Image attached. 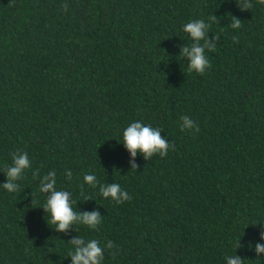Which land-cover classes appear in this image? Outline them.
Returning a JSON list of instances; mask_svg holds the SVG:
<instances>
[{
  "label": "trees",
  "instance_id": "trees-1",
  "mask_svg": "<svg viewBox=\"0 0 264 264\" xmlns=\"http://www.w3.org/2000/svg\"><path fill=\"white\" fill-rule=\"evenodd\" d=\"M251 2L0 0V184L11 153L31 160L16 192L0 186V264H71L77 236L100 242L102 264H227L235 254L264 264L254 250L264 243V5ZM213 14L211 67L190 72L183 26ZM184 115L199 132L181 131ZM134 121L175 150L138 153L131 169L122 132ZM37 170L56 172L76 211L99 210L98 228L57 232ZM85 174L132 199L103 198Z\"/></svg>",
  "mask_w": 264,
  "mask_h": 264
},
{
  "label": "clouds",
  "instance_id": "clouds-1",
  "mask_svg": "<svg viewBox=\"0 0 264 264\" xmlns=\"http://www.w3.org/2000/svg\"><path fill=\"white\" fill-rule=\"evenodd\" d=\"M237 6L241 11H248L253 7L251 0H236ZM257 3L264 5V0H257ZM67 11V5H63ZM208 23L203 19L192 20L183 26V31L189 34L193 41L190 46H181L180 56L188 61V70L198 74H204L205 70L211 67L210 61L205 55V50L214 52L216 50V41L220 39L218 35L214 36V41L209 38V29L213 23H220L216 15L208 18ZM232 29L241 28V19L232 16L230 22ZM233 41L239 43V37L233 36ZM181 131L186 129H194L200 131V127L189 116L180 117ZM162 131L158 127L151 124L145 125L140 121L131 122L122 132V143L124 147L133 157L131 169H138L139 165L135 163V157L142 154L146 160H150L154 155L166 157L170 148L175 150L174 142L166 140L162 135ZM12 164L5 167L2 171L6 175V182L0 184L3 189L8 192H16L19 189L17 181L23 178L26 169L31 167V160L27 152L19 150L11 153ZM65 175L68 180L72 179L71 170H66ZM33 176L40 179V192L46 194V202L42 207L48 214V223L55 225L57 232L67 234L73 225L82 224L89 229H97L102 223V216L99 210L76 211L73 208V199L70 192L66 190H58L56 172L49 171L40 177L39 170L33 172ZM83 180L86 184L93 188L99 186V193L105 199H111L116 204H122L130 201L132 197L127 191L123 190L118 183L99 184L97 177L93 174H85ZM91 200V199H89ZM264 224V223H261ZM260 240L264 241V231L260 233ZM72 246L68 256L71 258V264H102L104 260L105 249L100 246V242L96 239H85L81 236L72 237L68 242ZM242 245L237 244V249ZM106 247L111 250L116 246L112 241H108ZM251 247V246H250ZM254 250L259 256L264 254V243L257 242ZM113 256L117 253L112 252ZM227 264H245V259L235 254L226 257Z\"/></svg>",
  "mask_w": 264,
  "mask_h": 264
}]
</instances>
